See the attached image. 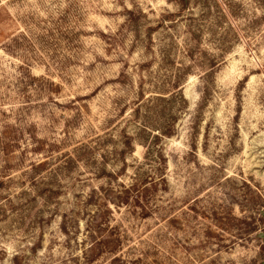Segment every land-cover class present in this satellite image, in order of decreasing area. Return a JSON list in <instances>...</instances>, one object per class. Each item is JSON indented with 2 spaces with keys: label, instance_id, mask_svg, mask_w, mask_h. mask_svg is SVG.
Instances as JSON below:
<instances>
[{
  "label": "rangeland",
  "instance_id": "obj_1",
  "mask_svg": "<svg viewBox=\"0 0 264 264\" xmlns=\"http://www.w3.org/2000/svg\"><path fill=\"white\" fill-rule=\"evenodd\" d=\"M0 264H264V0H0Z\"/></svg>",
  "mask_w": 264,
  "mask_h": 264
},
{
  "label": "trees",
  "instance_id": "obj_2",
  "mask_svg": "<svg viewBox=\"0 0 264 264\" xmlns=\"http://www.w3.org/2000/svg\"><path fill=\"white\" fill-rule=\"evenodd\" d=\"M176 88H178V83H176V85H175V89ZM160 131V130H159ZM160 133V132H159ZM158 133V134H159ZM161 135H163V133H160ZM166 134V133H165ZM167 134H170V133H167ZM156 138H157V136H156ZM131 189H124V192L123 193H125L126 195H127V193L130 191ZM124 202H127V199H125V201Z\"/></svg>",
  "mask_w": 264,
  "mask_h": 264
}]
</instances>
